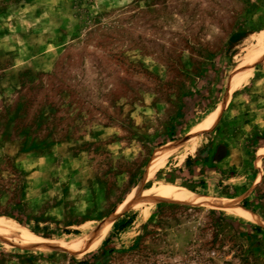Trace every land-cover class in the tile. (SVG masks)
<instances>
[{
  "label": "rangeland",
  "instance_id": "obj_1",
  "mask_svg": "<svg viewBox=\"0 0 264 264\" xmlns=\"http://www.w3.org/2000/svg\"><path fill=\"white\" fill-rule=\"evenodd\" d=\"M262 32L264 0H0V217L52 236L38 234L45 246L1 236L0 264H264ZM242 63L247 74L224 102ZM220 106L216 126L188 140L230 143L219 188L193 189L171 161L145 181L154 151L185 141ZM165 185L263 222L128 202ZM118 211L110 242L84 256L66 250Z\"/></svg>",
  "mask_w": 264,
  "mask_h": 264
},
{
  "label": "bare ground",
  "instance_id": "obj_2",
  "mask_svg": "<svg viewBox=\"0 0 264 264\" xmlns=\"http://www.w3.org/2000/svg\"><path fill=\"white\" fill-rule=\"evenodd\" d=\"M251 60V57H248ZM248 66V64L242 63L239 65V74L235 75L233 78L228 93L224 102L229 100V98L234 93L236 87L242 81L243 77L247 74L243 67ZM223 104V103H222ZM221 107L217 110V112L206 120L204 123L196 127L191 135L185 140L180 141L174 145L169 147H159L154 151L151 162L149 163V168L147 170V174L145 176V181L154 177L161 169L163 163L166 159L181 149L185 142L191 139V137L197 136L204 131L212 130L218 121V113L221 111ZM129 201L131 203L139 202V201H170V202H178L182 204L189 205H198V206H206V207H214L219 209L230 210L248 220H251L257 224H261L263 221L259 216L253 214L252 212L247 211L245 208L237 205L231 204L230 202L212 199L208 197L196 196L193 193L181 189L179 187L173 185H165L158 188L153 189L152 192H148L146 194H142L140 192L134 191L129 196ZM119 216V211L116 212L107 222H105L99 230H97L93 235L75 244L66 245V250L70 251L72 254L76 256H84L86 254L92 253L96 251L99 247L102 246L107 236L112 231L115 221ZM1 236H9L16 238L22 243L34 246H45L46 239L40 237L36 232L27 228L25 225L20 223L19 221L11 218V217H0V237Z\"/></svg>",
  "mask_w": 264,
  "mask_h": 264
},
{
  "label": "crops",
  "instance_id": "obj_3",
  "mask_svg": "<svg viewBox=\"0 0 264 264\" xmlns=\"http://www.w3.org/2000/svg\"><path fill=\"white\" fill-rule=\"evenodd\" d=\"M263 33L264 32H262L261 34ZM256 44H258L257 40H256ZM214 114L207 117L203 122L200 121L196 123V125L193 126L192 129L190 130H193L197 125L198 126L201 125L210 117H212ZM207 132L209 131H204L199 135H202ZM185 137L186 135L182 138L172 140L169 142L170 144L167 143V145L162 147H169L171 145H174L184 140ZM263 147L264 146L260 148ZM189 156L193 158V166L190 168L186 166V160ZM229 159H230V143L224 141L217 142L216 139H214L213 135H211L209 138H207L205 143L203 140L199 138H195V140L187 141L181 149L170 155L163 163V165L165 166L167 161L168 162L171 161V163L169 164L170 166L169 171L170 170L173 171V177L175 176V178L185 179L191 186L200 189H202V187L199 184L200 182L203 181L206 184L205 185L206 189L207 188L209 189L212 187L219 188L216 185V179H218L219 176L220 177L222 176L223 171L221 170V166H226ZM177 173H179L181 177L178 176ZM206 189H202V190H206Z\"/></svg>",
  "mask_w": 264,
  "mask_h": 264
},
{
  "label": "trees",
  "instance_id": "obj_4",
  "mask_svg": "<svg viewBox=\"0 0 264 264\" xmlns=\"http://www.w3.org/2000/svg\"><path fill=\"white\" fill-rule=\"evenodd\" d=\"M186 166L187 167H192L193 166V158L191 156H189L186 160ZM202 189H206L205 187V182H200L199 184ZM193 189L195 187H192ZM136 219V213H133L131 216H129L124 222H122L121 224H116L115 228H114V236H117L118 234L122 233L123 231H125L127 228H129L135 221ZM26 225H28L29 227L32 228V230L34 232H36L37 234H41L44 238H51L52 236L49 234H43L42 231L47 232L49 230L48 226H41L38 222L35 223L33 226H31L30 224L26 223ZM254 231H256L257 233L261 234L263 232L261 227L258 226H254ZM64 233L67 235H79L80 232L78 230H69V229H65ZM106 242H110V238H108L106 240ZM84 264H87V261L82 262Z\"/></svg>",
  "mask_w": 264,
  "mask_h": 264
}]
</instances>
